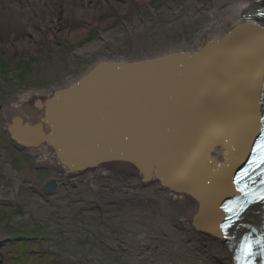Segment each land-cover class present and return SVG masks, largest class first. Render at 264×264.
Returning <instances> with one entry per match:
<instances>
[{"label": "bare ground", "instance_id": "obj_1", "mask_svg": "<svg viewBox=\"0 0 264 264\" xmlns=\"http://www.w3.org/2000/svg\"><path fill=\"white\" fill-rule=\"evenodd\" d=\"M142 6L157 20L158 11L151 0H0V19L25 22L31 41L57 38L63 50L66 43L81 37L83 43L76 50L84 56L91 55L92 50L101 55L97 59L91 56L87 68L79 72L61 65L50 67L54 72L63 70L65 78L43 86L19 83L13 75L15 65L10 63L1 80L7 86L0 90L4 134L28 147L26 151L46 167V182L53 184L51 194L64 197L66 189L83 199L98 196L106 214L123 219L119 232L124 245L141 235V241H135L128 250L131 264H234V239L226 240L218 231L217 221L222 218L219 205L231 192L225 185L245 158L256 128L247 133L244 124L225 121L215 132L202 135L199 144H191L187 154L180 146H185L187 130L168 124L166 128L173 133L169 137L161 131L127 133L125 126L153 115L156 119L167 117L165 104L160 101L150 100L157 109L154 113L142 109L145 97L139 83L143 78L171 82L174 92L184 94L190 90L194 75L220 62L213 50L231 37L246 41L250 33L258 32L257 42L264 44V0H166L160 16L168 17V22L159 20L158 35L145 28L150 26V18L145 17ZM106 10L116 12L121 24L109 29L96 27L99 35L85 39L93 31L91 26H96L94 14ZM67 13L85 19L87 25L62 28ZM125 13L132 18L125 19ZM113 20L106 18L104 26ZM192 22L196 27H190L187 33L193 38L162 39L163 34L171 35ZM33 23L39 28L32 27ZM141 33L143 39L135 47L126 41ZM152 35L159 38L158 42L150 41ZM117 36L126 46L125 53L119 51ZM11 42L16 45L14 39ZM2 43L0 48L5 51L12 46ZM4 67L1 64L0 69L4 71ZM100 72L105 77L103 87L99 86L102 79L97 86L93 83ZM254 99V107L264 112V64L256 80ZM99 127L116 130L122 145L115 140H111V146L100 143L93 134ZM26 182L36 200L49 189L36 184L37 177ZM50 200L47 198L49 205ZM92 210L94 215L101 212L94 207ZM243 222L263 224L262 206H250ZM233 229L236 240L248 230L244 226Z\"/></svg>", "mask_w": 264, "mask_h": 264}, {"label": "rangeland", "instance_id": "obj_2", "mask_svg": "<svg viewBox=\"0 0 264 264\" xmlns=\"http://www.w3.org/2000/svg\"><path fill=\"white\" fill-rule=\"evenodd\" d=\"M151 4L158 11V17L157 21L149 17L146 6H142L141 9H144L146 12L145 17L150 18L149 22H147L150 23V26H145V28L150 30V32L154 30L155 34L158 35L160 28L157 27V24L159 20L163 24L168 22V17L163 16V14L160 16L161 7L166 4V0H151ZM123 16L125 19L132 18L131 14L128 13H125ZM94 18L97 20L96 26H91L93 31L85 39H94L99 35L95 29L96 27L98 29H109L121 24V17L116 12L110 10L94 14ZM106 18L114 20L109 25L104 26ZM140 19L143 21L142 18ZM85 25H87L85 19L76 17L70 13H67L62 21V28H75ZM195 25L193 22L187 23L181 30H175L173 33H170L171 35L163 34L162 39L168 40V37H172L173 40H182L186 36L189 40L193 36L190 33L188 34L187 30L189 32L190 27H196ZM38 26V23L32 24V27L36 29L39 28ZM30 36L28 25L25 22H15L6 18L0 19V41L3 42L2 44L8 42L7 44L12 45L11 39L16 41V45H12L13 49L11 48L12 46L8 47L9 50H16V53L11 51L6 52L0 48V67L1 64L5 66L3 68L4 71L0 69V90L3 91V88L7 86L1 80L5 77L4 72L9 70L7 68L10 63H14L15 56H19V59L16 62L17 68L13 71V75L26 80L31 78L35 69L40 68L38 65L41 66L43 63L41 61V50H47L50 62L55 59V51L62 50L61 43L57 38H38L35 41H31ZM120 39V36L115 37V40L119 41V43ZM24 40L28 41V43H17V41L23 42ZM74 40L66 43L63 50H76L80 43H83V38L81 37H75ZM158 40L159 38L152 35L153 42H158ZM124 49L120 44L122 53H125ZM91 53H93L92 55L96 54V59L101 56L99 52H95L94 50ZM87 66L81 68L86 69ZM79 69L70 68L74 72H79ZM36 84L43 86L50 85L51 83L36 82ZM4 126V120L0 119V144H6L5 147L1 146L0 148V264H131L128 250L132 249L135 241H141V235L132 237L127 246L122 243L116 245L117 243L110 240L107 241L111 246H107L103 243H98L97 238L100 235H97L99 233L97 227L85 229L75 224L73 225L66 213L62 211L59 213L61 218L52 222L47 208L44 207V211H42L41 206L37 207V200L31 195L32 188L26 181L32 180L35 177L34 175L41 179L48 171H36L35 174L29 172V170L35 171L32 165V157L31 162L28 161L30 160L27 155L28 153L14 146L12 141L4 134ZM2 156H4V160ZM84 205L88 204L81 205L79 201L78 207L80 211L78 212L85 222L86 220H90V225L94 226V214L86 213V210L82 208ZM109 225L114 226L116 224L111 222ZM105 232H107L105 233L107 237H110L111 231L109 228H106ZM35 233L44 235L45 242L42 245L34 237ZM64 233L67 234L68 240L76 239V242L72 241V244L68 246H65V244L58 245L59 238L66 241V237L62 236Z\"/></svg>", "mask_w": 264, "mask_h": 264}, {"label": "water", "instance_id": "obj_3", "mask_svg": "<svg viewBox=\"0 0 264 264\" xmlns=\"http://www.w3.org/2000/svg\"><path fill=\"white\" fill-rule=\"evenodd\" d=\"M256 34L250 33L246 41L245 38L243 41L238 40L239 37L235 35L223 45L216 47L213 51L220 62L212 63L210 65H214V68H208L210 70L203 68L194 75L190 90L184 94L174 92L171 82L161 81L160 78L151 80L143 78L139 83L140 92L145 97V102L140 104L142 109L147 113H154L157 109L151 106L150 100L160 101L165 104L167 117L156 119V115H153L147 120L137 122L132 120L125 126V131L144 134L161 131L173 137L172 130L166 128V125L172 124L176 129L179 127L187 130L184 138L186 147L180 146L187 150L188 154L191 144H199L202 135L215 132L225 121L244 124L247 133L255 130L254 128L257 130L259 113L254 107V87L261 65L264 64V44H258L257 36L260 35L258 32ZM102 74L103 72H100L97 77L95 76L93 80L95 86L105 83ZM100 79L102 80L99 82ZM99 86L103 87L104 84ZM197 91L202 93L201 96L194 94ZM166 118L167 123L160 122ZM93 134L100 143L111 146V140H115L116 144L122 145L121 137L116 130L99 127L93 130ZM87 141L91 142L89 139ZM92 146L93 144L88 145L91 149ZM51 186L52 182L45 184L47 189ZM225 188L230 187L227 184Z\"/></svg>", "mask_w": 264, "mask_h": 264}, {"label": "flooded vegetation", "instance_id": "obj_4", "mask_svg": "<svg viewBox=\"0 0 264 264\" xmlns=\"http://www.w3.org/2000/svg\"><path fill=\"white\" fill-rule=\"evenodd\" d=\"M129 19V18H128ZM157 21V20H155ZM129 36V35H128ZM136 35L134 34V36H130L128 37V39H126V41H128V43L133 44L134 47L136 45V43H138V40H142L143 39V34H138L136 37ZM150 41H152V37L150 38ZM122 43V38L120 39V43L119 45ZM126 50V46L122 45ZM122 50V49H121ZM119 50V51H121ZM5 51V50H4ZM6 51H12L16 53V50H6ZM41 61L43 63H46V67H43V63L42 65H38L40 68H36L35 72L31 75V78H28L26 80H22L21 78H17V81L19 83H21L22 81H24L26 84H30V83H34L36 84V82H40V83H59L61 82L64 78V71L61 70L59 72H54L52 71V69H50V67H54L56 65H61L63 67L66 68V70H70V68H80L78 71H81L82 68L81 67H86L90 61L91 56H94L96 58V54L92 55L93 53H91V55H86L84 56V53L79 52L78 50H68L67 54H64V51L66 50H58L55 51V59L50 62V58L49 56H47V50H41ZM53 51V50H52ZM45 56V57H44ZM48 58V59H47ZM14 63H15V67L17 68V60L19 59V56L16 58H14ZM66 61H68V63H66ZM13 63V62H11ZM36 65V64H35ZM36 66V67H38ZM10 68V66L8 67ZM34 68V67H33ZM65 70V72H66ZM37 71V72H36ZM50 76H52L51 78H49ZM57 79V80H55Z\"/></svg>", "mask_w": 264, "mask_h": 264}, {"label": "snow or ice", "instance_id": "obj_5", "mask_svg": "<svg viewBox=\"0 0 264 264\" xmlns=\"http://www.w3.org/2000/svg\"><path fill=\"white\" fill-rule=\"evenodd\" d=\"M261 121L264 122V117H261ZM249 166L244 168L240 175L235 178V183L240 184L246 177L250 176V174L254 173L257 169L264 170V134L260 136V139L254 143L252 148V156L248 161ZM261 183H264V180H261ZM260 200H264V196L259 197ZM225 212L234 213L237 218H239L240 214L244 211V206H239V210L237 211L236 206H224ZM229 221L231 223V217H229ZM230 223L222 225L223 228L227 229L230 227ZM245 255L247 257L252 256V252L250 247L245 251Z\"/></svg>", "mask_w": 264, "mask_h": 264}]
</instances>
